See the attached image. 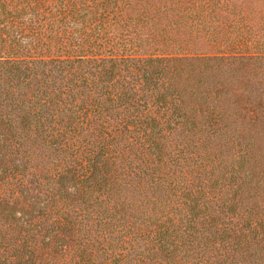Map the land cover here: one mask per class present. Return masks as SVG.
I'll list each match as a JSON object with an SVG mask.
<instances>
[{"label":"trees","instance_id":"trees-1","mask_svg":"<svg viewBox=\"0 0 264 264\" xmlns=\"http://www.w3.org/2000/svg\"><path fill=\"white\" fill-rule=\"evenodd\" d=\"M0 264H264V0H0Z\"/></svg>","mask_w":264,"mask_h":264}]
</instances>
